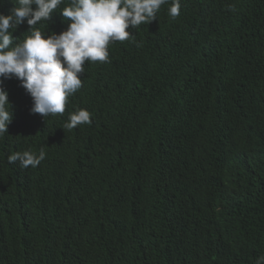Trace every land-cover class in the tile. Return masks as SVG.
<instances>
[{"label":"trees","instance_id":"trees-1","mask_svg":"<svg viewBox=\"0 0 264 264\" xmlns=\"http://www.w3.org/2000/svg\"><path fill=\"white\" fill-rule=\"evenodd\" d=\"M69 2L36 27L64 30L58 12ZM182 2L180 23L161 17L148 29V54L115 45L109 64H85L66 105L88 108L91 124L34 121L19 81H3L14 106L0 137V264H229L237 252L255 264L264 255V0ZM13 6L0 0V13ZM41 148L36 168L8 163Z\"/></svg>","mask_w":264,"mask_h":264},{"label":"clouds","instance_id":"clouds-1","mask_svg":"<svg viewBox=\"0 0 264 264\" xmlns=\"http://www.w3.org/2000/svg\"><path fill=\"white\" fill-rule=\"evenodd\" d=\"M62 4L64 0H13L14 6L8 14L0 13V137L8 131L14 106L3 87L4 80H18L31 97L24 111L32 120L66 115L68 118L62 128L69 131L91 124L88 108L77 105L73 109L66 105L69 97L82 87L85 64H109L110 51L115 45L126 56L148 54V29L161 17L179 22L176 18L184 10L182 0H70L58 12L67 21L64 30L45 32L36 27L42 21L48 22ZM232 8L230 5L229 9ZM25 23L28 27L20 26ZM16 30L20 39L13 36ZM191 54L183 60L184 68L190 66ZM20 115L21 112L16 123L24 122ZM45 157L41 148L38 154L14 152L7 160L9 164L18 162L21 169H27L36 168ZM145 183L150 188L160 187L154 179H146ZM244 249L245 245L240 251ZM108 261L98 257L95 263L107 264ZM229 264L247 263L241 252H237ZM255 264H264V255L258 257Z\"/></svg>","mask_w":264,"mask_h":264}]
</instances>
